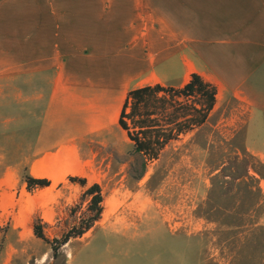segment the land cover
I'll list each match as a JSON object with an SVG mask.
<instances>
[{
  "label": "rangeland",
  "instance_id": "obj_1",
  "mask_svg": "<svg viewBox=\"0 0 264 264\" xmlns=\"http://www.w3.org/2000/svg\"><path fill=\"white\" fill-rule=\"evenodd\" d=\"M157 72L170 85L185 80L179 58ZM157 79L142 76L137 86ZM249 85L264 93V65ZM115 103L109 122L87 124L84 134L81 123L60 125L77 136L67 160L80 168L75 177L87 180L84 188L65 176L28 192L32 140L23 136L32 132L0 122V264H264V118L254 119L249 140L245 101L220 94L207 123L169 146L142 178L143 158L118 127ZM94 184L104 199L100 221L53 259L34 226L60 239L86 213L83 194Z\"/></svg>",
  "mask_w": 264,
  "mask_h": 264
},
{
  "label": "crops",
  "instance_id": "obj_2",
  "mask_svg": "<svg viewBox=\"0 0 264 264\" xmlns=\"http://www.w3.org/2000/svg\"><path fill=\"white\" fill-rule=\"evenodd\" d=\"M174 58L187 81L170 85L157 69ZM263 65L264 0H0V122L32 132L23 136L32 140L29 175L50 187L52 174L60 182L76 176L68 166L80 169L67 160L77 136L60 125L81 123L84 134L109 122L111 101L121 110L145 75L182 88L193 73L217 98L243 99L252 140L264 93L248 81Z\"/></svg>",
  "mask_w": 264,
  "mask_h": 264
},
{
  "label": "trees",
  "instance_id": "obj_3",
  "mask_svg": "<svg viewBox=\"0 0 264 264\" xmlns=\"http://www.w3.org/2000/svg\"><path fill=\"white\" fill-rule=\"evenodd\" d=\"M217 88L201 76L193 74L182 88L148 85L131 90L123 102L117 125L132 143L136 154L143 158V172L150 163L159 160L172 144L201 129L208 121L217 103ZM72 183L87 186V180L70 177ZM28 192L50 187L48 179L24 177ZM89 203L86 213L60 239L50 241L43 230L34 226L35 236L50 245L53 259H59L61 250L73 239L82 238L91 231L103 214V196L98 184L83 194Z\"/></svg>",
  "mask_w": 264,
  "mask_h": 264
},
{
  "label": "bare ground",
  "instance_id": "obj_4",
  "mask_svg": "<svg viewBox=\"0 0 264 264\" xmlns=\"http://www.w3.org/2000/svg\"><path fill=\"white\" fill-rule=\"evenodd\" d=\"M67 170H68L67 172L70 173V174H72V175L73 174L74 175H81V172L80 171L76 172V170H77L76 168L75 169L73 167L72 168H69V166H68V169ZM51 177L53 178V180H54L55 183H57L59 181V179H58V177H57L56 174H52Z\"/></svg>",
  "mask_w": 264,
  "mask_h": 264
}]
</instances>
